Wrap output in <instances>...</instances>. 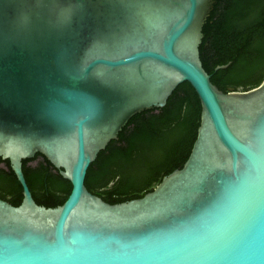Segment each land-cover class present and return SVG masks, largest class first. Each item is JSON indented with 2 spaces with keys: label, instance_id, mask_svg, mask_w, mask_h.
I'll list each match as a JSON object with an SVG mask.
<instances>
[{
  "label": "water",
  "instance_id": "95a60500",
  "mask_svg": "<svg viewBox=\"0 0 264 264\" xmlns=\"http://www.w3.org/2000/svg\"><path fill=\"white\" fill-rule=\"evenodd\" d=\"M211 0H0V159L22 202L0 200V264H264V80L220 92L199 59ZM226 66L217 69H225ZM188 83L190 156L150 193L109 205L86 171L135 115ZM71 184L37 206L22 161Z\"/></svg>",
  "mask_w": 264,
  "mask_h": 264
},
{
  "label": "trees",
  "instance_id": "16d2710c",
  "mask_svg": "<svg viewBox=\"0 0 264 264\" xmlns=\"http://www.w3.org/2000/svg\"><path fill=\"white\" fill-rule=\"evenodd\" d=\"M202 27L199 59L220 92H247L264 80V0H211ZM226 66L225 69H217ZM199 99L188 83L178 85L163 108L133 116L86 171L84 186L109 205L138 200L152 192L188 160L200 126ZM22 174L34 203L60 207L71 192L43 156L22 161ZM0 200L22 202V188L8 160L0 159Z\"/></svg>",
  "mask_w": 264,
  "mask_h": 264
}]
</instances>
